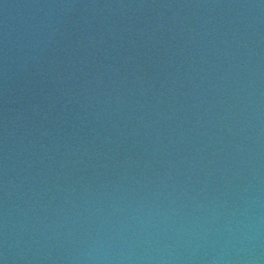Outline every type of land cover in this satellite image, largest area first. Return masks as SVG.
<instances>
[{"label":"water","instance_id":"95a60500","mask_svg":"<svg viewBox=\"0 0 264 264\" xmlns=\"http://www.w3.org/2000/svg\"><path fill=\"white\" fill-rule=\"evenodd\" d=\"M0 264H264V0H0Z\"/></svg>","mask_w":264,"mask_h":264}]
</instances>
